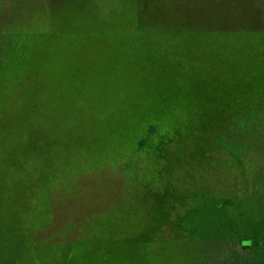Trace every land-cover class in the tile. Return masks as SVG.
Listing matches in <instances>:
<instances>
[{"label": "rangeland", "instance_id": "rangeland-1", "mask_svg": "<svg viewBox=\"0 0 264 264\" xmlns=\"http://www.w3.org/2000/svg\"><path fill=\"white\" fill-rule=\"evenodd\" d=\"M134 1L0 0L26 40L0 82V264H78L91 237L84 264H157L197 194L264 185V0ZM220 134L251 150L225 164Z\"/></svg>", "mask_w": 264, "mask_h": 264}, {"label": "trees", "instance_id": "trees-1", "mask_svg": "<svg viewBox=\"0 0 264 264\" xmlns=\"http://www.w3.org/2000/svg\"><path fill=\"white\" fill-rule=\"evenodd\" d=\"M129 7H138V0H135ZM135 16L137 17L136 14ZM25 42L26 40L23 41L22 38L18 40L8 33L0 34V82L12 70V66L14 72L17 71L16 62H19L23 56L20 55L22 54L20 49ZM21 68L26 69L25 65ZM3 101L4 97L0 96V104ZM242 115L239 118L236 116L234 122L227 121L225 125H230L238 132L239 129L249 130L246 126H252L253 123L259 121L253 113ZM260 134L255 132V138ZM139 136L140 126H137L129 136L128 143L137 139L136 144H138L147 135L138 140ZM164 138L165 136H161L159 142L164 143ZM224 141L225 138L220 134L217 144L220 146L222 142L224 144L225 164H228L232 157L241 158L245 152L251 150L247 143L231 145ZM224 191L228 192L227 195L213 196L212 191L197 194L191 200L190 206L184 209V214L177 215L176 225L181 233V237L176 241L178 249L170 257L155 256L157 264H264V185H259V189L247 188L239 195L227 189ZM245 197L260 201L259 212L247 211L243 208L246 203ZM94 241L96 239L91 237L89 241L88 239L78 241V244L66 243L73 248L68 247L64 252L65 262L73 259L78 264L90 263L91 255L97 259L101 257L96 262L103 261L106 255L102 257L96 252ZM147 241H152V239ZM88 243L92 245L96 255L90 254L92 251L87 247ZM134 243L137 241L132 244ZM147 243L149 242L144 244ZM149 244L152 246L154 243ZM168 245L169 243L160 242V250ZM50 259L54 258L50 257Z\"/></svg>", "mask_w": 264, "mask_h": 264}]
</instances>
